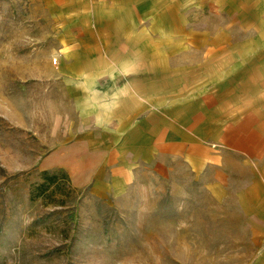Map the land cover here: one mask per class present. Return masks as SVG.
<instances>
[{"label":"rangeland","instance_id":"1","mask_svg":"<svg viewBox=\"0 0 264 264\" xmlns=\"http://www.w3.org/2000/svg\"><path fill=\"white\" fill-rule=\"evenodd\" d=\"M119 6L0 0V264H247L256 246L234 197L211 194L182 168L163 178L139 164L121 193L96 194L46 161L69 139L76 110L58 67L65 42L84 26L112 27L104 17ZM139 9L140 23L126 22L154 28L156 41L163 26L185 28L181 38L194 43L199 33L188 30L209 36L227 22L226 14H212L226 9L212 0H151Z\"/></svg>","mask_w":264,"mask_h":264},{"label":"crops","instance_id":"2","mask_svg":"<svg viewBox=\"0 0 264 264\" xmlns=\"http://www.w3.org/2000/svg\"><path fill=\"white\" fill-rule=\"evenodd\" d=\"M116 1L112 27L65 42L58 67L76 110L46 161L96 194L121 193L139 164L163 178L182 168L234 197L256 246L247 264H264V0H212L226 26L188 30L194 43L185 28L163 26L156 41L154 28L126 22L139 24L151 0Z\"/></svg>","mask_w":264,"mask_h":264},{"label":"trees","instance_id":"3","mask_svg":"<svg viewBox=\"0 0 264 264\" xmlns=\"http://www.w3.org/2000/svg\"><path fill=\"white\" fill-rule=\"evenodd\" d=\"M43 175H44V177H45L46 179H48V180H51V179H53V177H54L53 174H49L48 172H44ZM45 187H46V182H42L41 184H39V186H38V188H39V190H40L39 193H42L43 190L45 189Z\"/></svg>","mask_w":264,"mask_h":264}]
</instances>
